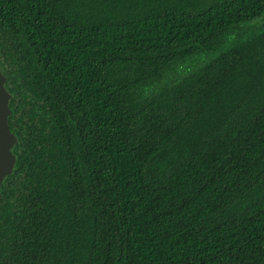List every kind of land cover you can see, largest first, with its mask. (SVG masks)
<instances>
[{
	"label": "trees",
	"instance_id": "1",
	"mask_svg": "<svg viewBox=\"0 0 264 264\" xmlns=\"http://www.w3.org/2000/svg\"><path fill=\"white\" fill-rule=\"evenodd\" d=\"M0 71V264H264V0H0Z\"/></svg>",
	"mask_w": 264,
	"mask_h": 264
},
{
	"label": "water",
	"instance_id": "2",
	"mask_svg": "<svg viewBox=\"0 0 264 264\" xmlns=\"http://www.w3.org/2000/svg\"><path fill=\"white\" fill-rule=\"evenodd\" d=\"M5 78L0 71V186L3 179L8 176L14 166L15 159L11 149L16 143V138L8 127L9 95L4 88Z\"/></svg>",
	"mask_w": 264,
	"mask_h": 264
},
{
	"label": "flooded vegetation",
	"instance_id": "3",
	"mask_svg": "<svg viewBox=\"0 0 264 264\" xmlns=\"http://www.w3.org/2000/svg\"><path fill=\"white\" fill-rule=\"evenodd\" d=\"M5 78V77H4ZM4 85H5V83H4ZM7 92V91H6ZM9 95V94H8ZM9 99H10V96H9ZM9 101V100H8ZM11 114V113H10ZM10 116V115H9ZM15 145V144H14ZM13 148V147H12ZM12 150V149H11Z\"/></svg>",
	"mask_w": 264,
	"mask_h": 264
}]
</instances>
